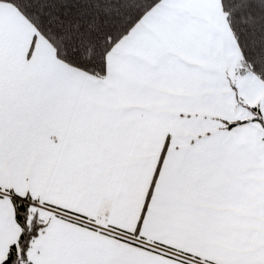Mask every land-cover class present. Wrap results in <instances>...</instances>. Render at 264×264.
<instances>
[{
	"label": "snow or ice",
	"instance_id": "snow-or-ice-1",
	"mask_svg": "<svg viewBox=\"0 0 264 264\" xmlns=\"http://www.w3.org/2000/svg\"><path fill=\"white\" fill-rule=\"evenodd\" d=\"M0 264H264V0H0Z\"/></svg>",
	"mask_w": 264,
	"mask_h": 264
}]
</instances>
